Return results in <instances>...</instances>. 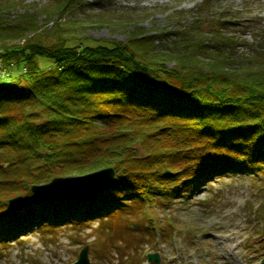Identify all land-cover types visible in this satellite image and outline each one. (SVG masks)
Instances as JSON below:
<instances>
[{"label":"trees","instance_id":"obj_1","mask_svg":"<svg viewBox=\"0 0 264 264\" xmlns=\"http://www.w3.org/2000/svg\"><path fill=\"white\" fill-rule=\"evenodd\" d=\"M16 1L0 0V60L14 67L0 80V245L35 226L97 219L93 243L104 249L113 226L136 213L155 238L149 213L159 204L221 170L264 171V22L248 21L244 37L229 28L232 20L221 23L227 15H204L212 0H203L168 52L137 24L124 41L91 44L64 20L77 0L12 19ZM42 16L57 23L40 28ZM40 57L53 64L42 68ZM108 167L114 182L91 201L9 204L33 195L35 184ZM120 235L140 246V236L149 239Z\"/></svg>","mask_w":264,"mask_h":264},{"label":"rangeland","instance_id":"obj_2","mask_svg":"<svg viewBox=\"0 0 264 264\" xmlns=\"http://www.w3.org/2000/svg\"><path fill=\"white\" fill-rule=\"evenodd\" d=\"M77 1L73 12L64 20L75 22L77 26L71 31L90 38L87 41H93L91 44L101 40L124 41L137 24L143 26L147 34L159 36L155 45L169 52L174 49L173 33L193 22L194 12L203 0ZM16 2L18 6L9 12L12 19L21 14L29 17L25 12L29 7L40 14L45 9H51L54 1ZM208 6L204 15L214 20L222 14L227 15L229 20L221 23L227 27L232 20L229 28L244 37H251V29L246 28L248 21L264 22V0H212ZM176 11H182L181 17ZM232 16L238 17L232 19ZM44 18L37 17L40 28H44L45 23L48 27L57 23V19ZM221 23L218 25L222 27ZM32 35L34 33L29 34ZM156 46L155 50H158ZM52 62L50 58H39L42 68L51 66ZM13 70L14 67L0 60V80H8ZM262 171L248 167L221 170L195 182L187 195L179 194L174 201L159 204L156 210L149 213L155 220V238L147 235L137 213L127 215L113 226L104 240V249L93 243L101 232L97 228V219L78 226L64 223L60 226H35L20 239H11L7 244L0 245V264H72L86 244L92 246L89 248L90 264H130L133 256L137 257L135 264H140L146 259V253L153 251L159 252L160 261L152 264H264ZM121 230L145 234L149 239L142 240L140 236V246L134 236L122 238ZM231 239H237L238 245ZM221 242L232 248L223 247ZM1 253L4 255L1 256Z\"/></svg>","mask_w":264,"mask_h":264},{"label":"water","instance_id":"obj_3","mask_svg":"<svg viewBox=\"0 0 264 264\" xmlns=\"http://www.w3.org/2000/svg\"><path fill=\"white\" fill-rule=\"evenodd\" d=\"M166 174H171L169 170ZM113 168H104L83 175L55 177L48 183L32 186V196L19 195L10 199L9 203L14 208L26 207L31 204L41 203L49 199H77L89 201L106 190L114 181ZM89 246L82 249L79 259L73 264H90L88 257ZM148 262H159L158 252L148 253Z\"/></svg>","mask_w":264,"mask_h":264},{"label":"bare ground","instance_id":"obj_4","mask_svg":"<svg viewBox=\"0 0 264 264\" xmlns=\"http://www.w3.org/2000/svg\"><path fill=\"white\" fill-rule=\"evenodd\" d=\"M231 240L234 241V243L236 244V246L238 245V244H237V239H231ZM231 240H225V241L228 242V241H231ZM221 244H222V246L225 247V248H232L231 245H229V244L227 245V243H225V242H221ZM220 255H221V254H220ZM221 256H222V255H221ZM222 259H223V258H222ZM230 264H231V263H230Z\"/></svg>","mask_w":264,"mask_h":264}]
</instances>
